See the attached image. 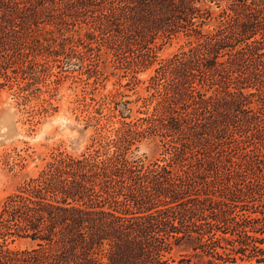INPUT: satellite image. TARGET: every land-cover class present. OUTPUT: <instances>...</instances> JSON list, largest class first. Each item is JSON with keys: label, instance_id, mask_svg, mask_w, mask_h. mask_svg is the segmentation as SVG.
I'll return each mask as SVG.
<instances>
[{"label": "trees", "instance_id": "16d2710c", "mask_svg": "<svg viewBox=\"0 0 264 264\" xmlns=\"http://www.w3.org/2000/svg\"><path fill=\"white\" fill-rule=\"evenodd\" d=\"M60 38L131 79L158 63L153 111L8 195L0 264H264V0H0V72Z\"/></svg>", "mask_w": 264, "mask_h": 264}, {"label": "rangeland", "instance_id": "374dc122", "mask_svg": "<svg viewBox=\"0 0 264 264\" xmlns=\"http://www.w3.org/2000/svg\"><path fill=\"white\" fill-rule=\"evenodd\" d=\"M214 10L218 11L215 5ZM60 42L65 54L31 56L26 71L14 65L0 72V209L8 195L55 155L90 153L95 141L112 138L122 122L153 111L154 103L146 104L145 98L158 63L131 79L115 68L110 56L87 51L80 42L60 38L51 41L49 49L60 50ZM184 43L185 39H175L165 44L158 60L171 57ZM136 146L135 156L162 157L158 139L146 138Z\"/></svg>", "mask_w": 264, "mask_h": 264}]
</instances>
